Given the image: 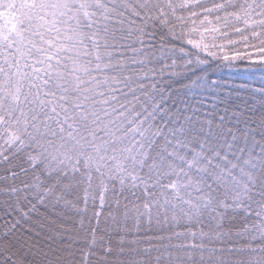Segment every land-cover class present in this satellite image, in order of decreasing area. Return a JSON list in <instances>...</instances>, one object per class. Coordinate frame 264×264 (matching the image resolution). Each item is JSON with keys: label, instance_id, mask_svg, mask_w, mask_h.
I'll return each mask as SVG.
<instances>
[{"label": "snow or ice", "instance_id": "snow-or-ice-1", "mask_svg": "<svg viewBox=\"0 0 264 264\" xmlns=\"http://www.w3.org/2000/svg\"><path fill=\"white\" fill-rule=\"evenodd\" d=\"M0 264H264V0H0Z\"/></svg>", "mask_w": 264, "mask_h": 264}]
</instances>
